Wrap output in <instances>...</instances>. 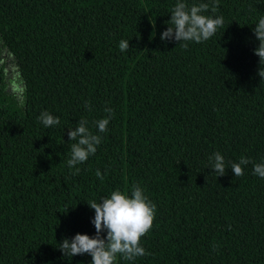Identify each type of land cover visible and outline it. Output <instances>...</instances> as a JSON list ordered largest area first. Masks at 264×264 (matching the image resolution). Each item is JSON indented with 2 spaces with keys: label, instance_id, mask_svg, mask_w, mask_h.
<instances>
[{
  "label": "trees",
  "instance_id": "16d2710c",
  "mask_svg": "<svg viewBox=\"0 0 264 264\" xmlns=\"http://www.w3.org/2000/svg\"><path fill=\"white\" fill-rule=\"evenodd\" d=\"M182 2L208 3L204 14L223 26L185 48L160 39L177 0H0V264H91L88 254L64 257L59 243L95 235L87 202L130 196L133 185L156 205L140 240L147 254L114 264H264V178L252 163L239 177L209 164L215 152L264 161L252 31L264 0H218L216 13L213 0ZM43 111L59 124L45 128ZM82 119L101 142L70 169L67 133Z\"/></svg>",
  "mask_w": 264,
  "mask_h": 264
},
{
  "label": "clouds",
  "instance_id": "9594fccd",
  "mask_svg": "<svg viewBox=\"0 0 264 264\" xmlns=\"http://www.w3.org/2000/svg\"><path fill=\"white\" fill-rule=\"evenodd\" d=\"M210 5L208 3L193 4L190 8L182 0L172 9L170 20L165 21L167 28L160 35L161 41L175 40L187 48L186 42L201 43L211 38L219 27L223 26V16L205 15ZM218 11V0H213L211 12ZM257 47L254 55L259 57L257 75L264 80V17L252 29ZM119 49L124 52L129 50V40H120ZM85 107H90L88 104ZM109 117L96 121L100 133L107 131V125L111 118L112 110L105 109ZM38 119L45 128L59 124V118L54 117L48 111L40 113ZM87 120H80L74 129H68L70 142V158L67 166L72 169L78 164L86 162L90 155H94L101 137L93 134L87 127ZM249 163L253 164V174L264 178V161L255 163L248 158L241 157L239 162L228 161L215 152L209 157L210 169L217 177L223 176L227 169H231L235 177L242 176L244 169ZM80 169L75 168L78 174ZM96 176L103 180V175L97 169ZM95 215L91 220L96 232L95 235L75 234L72 238H63L59 243V250L64 257H74L88 254L91 256V264H114L117 255L126 260L146 255V250L140 245L143 237L153 226L156 205L144 194L139 185H133L130 196L117 189L111 192L107 198L99 202L92 200L87 202ZM106 233V235H104Z\"/></svg>",
  "mask_w": 264,
  "mask_h": 264
},
{
  "label": "rangeland",
  "instance_id": "374dc122",
  "mask_svg": "<svg viewBox=\"0 0 264 264\" xmlns=\"http://www.w3.org/2000/svg\"><path fill=\"white\" fill-rule=\"evenodd\" d=\"M2 60L5 63V71L7 74L8 91L16 94L20 99L21 86L16 69L10 64V61L4 51H2Z\"/></svg>",
  "mask_w": 264,
  "mask_h": 264
}]
</instances>
